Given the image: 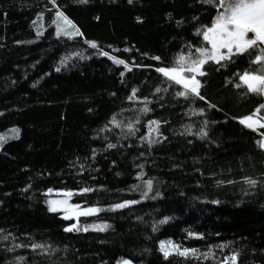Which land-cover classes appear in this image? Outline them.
<instances>
[{
  "label": "trees",
  "instance_id": "16d2710c",
  "mask_svg": "<svg viewBox=\"0 0 264 264\" xmlns=\"http://www.w3.org/2000/svg\"><path fill=\"white\" fill-rule=\"evenodd\" d=\"M57 3L83 38L56 37L50 0H0V135L11 136L12 129H19V139H9L0 151V229L12 234L7 242L0 241V264L17 256H25L26 264H117L121 258L133 264H214L211 258L165 260L158 249L159 241L167 239L202 252L231 242L229 251L240 252L238 264H264V150L257 144L264 129L255 132L239 122L264 103V96L236 89L234 76L237 69L249 67L248 58L226 67L206 66L210 75L201 78L202 92L217 108H206L203 115L193 110L205 102L176 97L177 88L154 71L161 65L152 57L174 64L186 44L198 42L195 30L210 25L217 8L201 0ZM38 27L44 32L39 37ZM84 39L124 59L128 68L98 55L99 49ZM73 52L88 58L71 56L67 66H61V59ZM133 88L141 100L151 101L153 110L146 116L138 111L142 102L126 99ZM136 117L139 131L125 138L127 128H117L116 122ZM152 119L161 121L162 136L149 145L140 137L148 134ZM205 119L209 136L201 139ZM107 143L117 147L108 149ZM140 173L146 174L144 179L154 178L161 196L144 200L132 190L141 183L136 179ZM84 187L95 191L77 192L71 202L104 211L81 223L107 222L111 227L106 231L66 232L72 222L48 211V188ZM125 199L140 203L109 210ZM215 200L219 203H212ZM164 217L171 219L153 231ZM189 229L204 238H189ZM32 242L51 245V254L30 248L4 250L5 244ZM221 255L217 249L215 259Z\"/></svg>",
  "mask_w": 264,
  "mask_h": 264
},
{
  "label": "snow or ice",
  "instance_id": "6c2138e0",
  "mask_svg": "<svg viewBox=\"0 0 264 264\" xmlns=\"http://www.w3.org/2000/svg\"><path fill=\"white\" fill-rule=\"evenodd\" d=\"M80 4H87L89 0H75ZM131 4L133 0H128ZM204 4H210L217 8V13L211 21L210 25H202L196 29L194 36L197 38V43H188L185 46V50L175 57L174 64L168 65L163 61L161 56L152 57L155 61L160 62L161 66H156L154 71L164 78V82L169 86L177 88L174 95L176 97H183L189 102H205L204 107H199L193 110V114L203 115L206 112V108L216 109L217 105L206 100V95L202 92L205 86L202 83V79L210 75L206 71V66L215 65L219 67H226L229 63H235L242 57H247L248 68L244 70L237 69L234 76L238 77V81L235 83L236 89L242 87L246 90V93H252L259 96H264V0H201ZM50 3L54 9V18H51L50 24L54 25V31L57 38L66 37L68 40H76L78 37L83 38L85 34L81 31L80 27L62 10L61 6L57 3V0H50ZM51 11V10H50ZM43 13L40 14V19L43 18ZM98 19V18H97ZM194 19H198L194 18ZM35 24V21L33 22ZM177 23H181L178 21ZM37 36H42L44 32L40 27L36 29ZM84 43L88 44L92 49H99L98 55L107 57L113 61L116 65H122L128 68V62L122 58H117L114 55H110L108 51L101 49L100 45L94 40L84 39ZM111 47V46H109ZM71 56H77L79 59H87L79 52H73L71 55L65 56L61 59V66H67ZM254 57V58H253ZM255 66V67H253ZM151 67V66H147ZM217 67V71H219ZM57 72L61 71V67L55 69ZM123 76L124 73L121 72ZM35 86V85H33ZM167 91V89H164ZM161 89L157 87L155 92L159 93ZM116 95V93H113ZM126 99L129 102L140 101L143 106L138 110L140 115L146 116L153 109L149 108V101L147 98L137 97V89L133 88L131 94L127 95ZM159 103V102H157ZM162 107L163 104H160ZM264 109V103L260 104L252 114L245 115L239 118L240 124L244 125L248 129L257 131L264 129V116L260 115L261 110ZM115 116L112 117V121H116ZM140 123V118L136 117L134 121L128 122H116L117 128H127V132L124 133L125 138L135 136L139 131L136 127ZM164 123H167L165 121ZM160 120H149L147 122L148 134L141 136L140 139L147 141L149 145L159 143V137L162 136ZM209 121L207 119L201 121V127L199 129V137L206 139L209 136L207 127ZM107 125H105V129ZM103 130V129H102ZM186 131L191 132L190 128H186ZM264 135V133H262ZM9 139H19V129H12L11 136L0 135V151H2L9 141ZM107 140V137H104ZM166 139V137H165ZM258 147L264 150V139L257 141ZM117 147L115 143H107L108 149H114ZM131 147V145H129ZM96 150L93 149L92 158L94 159ZM143 155V153H141ZM115 161H113V164ZM84 165L81 164V168ZM142 167V166H140ZM119 174V173H118ZM146 174L140 173L136 179L141 183L132 185V190L139 192L140 196L144 200L156 199L161 196L159 190L155 188L154 178L144 179ZM246 182L252 186H255L257 181L251 178H246ZM231 183V181H230ZM29 185L24 191H28ZM57 192V198H49L46 200L48 211L51 213L63 212V219L70 221L75 219V223L66 227V232H88L89 229L95 231H106L111 227L107 222H101L91 225L78 226L81 217L98 216L103 208L99 206L83 207L80 203H72V198L78 192L80 195L95 191L90 187H84L76 191L73 190H54L48 188L46 195L52 197L53 192ZM154 193V194H153ZM152 194V195H150ZM140 203L137 199H125L122 202H117L109 206V210H121L132 205ZM212 203H219L218 200L212 201ZM171 217H164L159 220L158 224L153 225V231H157L160 225L169 222ZM4 230L0 229V241L7 242L11 233L3 234ZM187 236L194 239H203L204 234L195 232L192 230L187 231ZM15 240L16 238L13 237ZM231 242L221 243L219 245H210L207 251H201L197 247L183 246L171 239L159 241V252L162 254L165 260L170 257L176 256L183 260H195L207 261L210 258L214 261V264H238V257L240 252L235 249H230ZM16 248H30L33 251L40 250L41 254H51L52 248L49 244L32 242L31 244L14 243L12 246L5 244V251H15ZM222 254L219 260H216V250ZM147 251V250H146ZM27 258L25 256H17L15 261H9L8 264H26ZM117 264H133L131 259L121 258L117 261Z\"/></svg>",
  "mask_w": 264,
  "mask_h": 264
},
{
  "label": "rangeland",
  "instance_id": "374dc122",
  "mask_svg": "<svg viewBox=\"0 0 264 264\" xmlns=\"http://www.w3.org/2000/svg\"><path fill=\"white\" fill-rule=\"evenodd\" d=\"M244 126V125H243ZM245 127V126H244ZM247 128V127H246ZM251 130V129H250ZM260 130V129H259ZM259 130H257V131H255V132H258ZM252 131H254V130H252ZM262 139H264V137L262 138ZM50 198H57V192L56 193H54L53 195H52V197H50ZM58 213H60L62 216L64 215L63 214V212H58ZM92 216H90V217H81L80 218V221H79V223H80V227H83L84 225H91L92 223L91 222H84V223H81V221L84 219V220H87V219H89V218H91ZM72 223H75L76 221H75V219H73V220H70ZM90 231H95V230H93V229H89Z\"/></svg>",
  "mask_w": 264,
  "mask_h": 264
}]
</instances>
